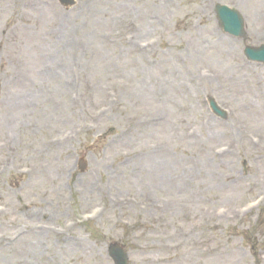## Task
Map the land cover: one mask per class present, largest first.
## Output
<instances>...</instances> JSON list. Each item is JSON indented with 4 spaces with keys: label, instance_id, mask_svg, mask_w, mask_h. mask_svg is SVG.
Segmentation results:
<instances>
[{
    "label": "rangeland",
    "instance_id": "rangeland-1",
    "mask_svg": "<svg viewBox=\"0 0 264 264\" xmlns=\"http://www.w3.org/2000/svg\"><path fill=\"white\" fill-rule=\"evenodd\" d=\"M75 1L77 5L74 8L67 10L58 7L64 16H69L72 20L70 24L74 31L68 34L67 39L78 43L82 48L78 50L77 48L66 47L67 42L63 31L58 34L62 37L63 42L59 44L60 46H56L53 36L56 31L60 30L59 26L63 22L58 20L54 10L42 9L37 14L40 21L31 35V40L28 39L23 48L15 53L16 56L22 51H27L26 54L21 53V55L24 56L23 58L29 59L28 62L25 63L18 58L15 61L16 57H10L9 61H5L6 65L11 66L12 72L16 70L19 74L17 92L14 90H10V92L18 94V98L21 97V100L27 98V104L37 100L33 106L37 108H32L29 114L25 116L33 126H36L35 122L38 120L40 124L46 127L53 125L64 129L73 125L82 124L85 127H90L91 124H94L100 126L101 129L96 133L85 132L81 136L80 142L66 147L61 156L63 158L55 171H51L52 173L45 176L41 181L35 180L25 191L10 192L12 175L8 174L9 172L3 173L0 176V196L16 195L15 205L18 207H23L29 203L30 208L19 211L17 215L23 220L25 216L29 218L26 222L21 223L26 229L31 224L62 225L68 220L77 219L78 214L91 204V202L85 201L88 198V191L92 188H96L97 191H101L103 188L106 191L107 187L110 188V184L114 183L111 190L117 192L118 196L128 193L131 187H128L127 184L130 182L133 187V182L125 174L127 167L130 165L128 168L133 169L138 162L141 168L145 169L146 163L150 161L148 145L156 144L161 147V156L165 158L169 166L177 167V170L179 167L189 169L191 185L183 193H179L176 187L173 191L158 188L157 192H154L155 195L158 193L160 197L166 200H175L179 207L173 216L167 215L162 218L163 222L156 229V232H146L142 235L144 243L140 242V245L148 248V256L153 257V259H160V264H252V260L247 256V251L242 247L240 237L231 234V232L228 236L226 235V231L238 223V220L234 221L236 218L233 222L225 219L220 228L214 230L216 235L212 234L207 226L209 223L217 226L220 219L215 215L219 209L233 212L253 198L257 191L254 189L255 184L264 183V155L262 154L264 151V109L256 99L259 95L261 96V93L264 95V71L239 68L244 44L224 36L223 33L220 34L224 37L213 35L212 32L215 30L214 17L212 9H207L205 6L206 0L197 2H189L188 0ZM222 2L238 6V10L246 18L248 25L247 44L250 46L263 45L264 0H222ZM152 3L162 6V9L155 11L157 16L162 19V24L166 25L164 28L157 26L156 30L153 31V33L163 37V44L155 56L154 61L156 63L152 71L159 77L163 75V78L171 79L169 96L166 92L163 99L154 97V88H151V100L135 105L125 94V97H122V94L125 93L124 90H116L120 101L117 105H113L112 115L98 118L96 117L100 114L98 106L107 100L106 93L99 86H106L108 78L111 75L112 77L115 76L109 71V63L110 61L116 62L119 57L117 52L111 55H108V50L103 52L104 45H108L106 42L112 36L110 32H116L122 28L120 31L124 34L123 24L127 15L130 14L140 19L130 18L134 24H139L142 21L139 11H143ZM86 4L94 8L92 11L94 18L90 22H85L84 19L88 10ZM45 13L44 20L43 14ZM196 21L202 23V30L197 31L192 26L191 23ZM113 27L116 28L112 29ZM44 33L51 37L42 36ZM216 37L229 41L234 46L231 45V49L225 48L221 44L224 43V40H221V43L216 46L215 41H212V38ZM91 42H94L95 45L90 52L87 50L88 48L84 47L85 44ZM110 47L118 51L115 46ZM60 48H63L62 55L57 54L56 56V49ZM194 50L199 51V53L196 55L197 57L191 58L189 53ZM72 53H79L84 81L91 83L90 85L94 86V90L90 91L88 84L85 85L84 82L86 94L75 107L72 105L74 102L71 100V91H69L65 101L67 102L66 108L70 111L66 113L75 112L76 115H69L70 125H66L50 111L56 112L54 109L56 99L53 97L55 87L58 85L57 71L62 68L66 70L67 74H70L72 66H70L69 61H71L70 54ZM61 58H63L62 62L56 65V61ZM66 58L68 59L66 60ZM140 68L141 65L136 67L134 63L128 68L124 62L121 66L127 77L134 78L133 82L137 81ZM202 68L216 71L218 79L210 83V90L218 94L224 104L234 107L237 111L235 118H231L226 124L211 121L209 127H203L202 121L204 119L202 118L204 114L199 119L192 120L188 116L189 112H186V109H190L189 106H194V103L186 101L185 95L186 97L188 95L185 92H183L185 95L182 93L183 88L188 87L189 84L194 90L196 102L201 106L191 77ZM5 73L0 71V76ZM141 73L144 74V68ZM118 74L121 75V73ZM98 88L103 92V98L99 94L93 95ZM133 88L136 87L133 86ZM0 91L7 93L5 89ZM166 105L172 108L170 109ZM162 108H165L166 111ZM160 112L168 118L166 123L157 125L160 128H143V132H149L148 134L151 136L148 137L146 134L144 135L147 136L146 138L140 137L135 140L131 147L129 145L126 148L122 145L120 148L111 147L108 149V145H103L102 142L99 143L95 140L109 130V127H113L117 133H120L123 127L130 125V118L136 119L139 115H143V118L146 119L145 127H151L150 125H155L153 115H158ZM6 113L7 110L0 106V118ZM25 117H21V120H25ZM48 122L49 124H47ZM214 123L223 130L224 134L214 142L216 144L207 141L205 143L204 137L211 131ZM4 127V123L0 120V142L4 141L6 133ZM103 128L107 130L102 131ZM183 129H191L200 134L201 137L190 141L182 134ZM135 132H141V130L136 128ZM247 135L254 136L253 141ZM31 136L30 146L23 145L20 148V155L15 153L16 150L13 152L17 154V163L22 166L29 164L32 166L33 162L38 161L42 146L51 134L45 135L44 132L34 131ZM241 136H245L247 139L244 145H239L237 142ZM90 139L91 141H89ZM23 140L27 141V138L24 136ZM92 140L94 146H92ZM227 140L230 141L229 150L233 151L232 146H234L236 151L226 157V160H212L210 165L194 167L193 169L191 165L193 160H200V163L203 161L201 154L203 150L211 151ZM88 145L94 148L90 149ZM257 145L259 146L257 147ZM86 154L89 157V166H87L85 173H81L79 155L86 157ZM126 154H130L131 157H125ZM0 155L4 159L6 153L3 152ZM143 155H147L146 158L140 159ZM163 157L156 160H163ZM247 161L249 165L252 164L256 168L255 172L251 165L248 167V171L243 172L244 164L242 162ZM125 162L127 164L123 165ZM65 170L67 172L62 174ZM175 170L163 173L166 181L170 180L169 176L175 174L177 171ZM146 172L150 173V168L142 171L143 176L148 177ZM118 177L124 179L120 185L119 183L116 184ZM15 181L17 180L15 179ZM151 182L153 183L152 180ZM148 183H150L149 178ZM148 183L146 186L152 192ZM138 186L142 187L143 185L138 183L136 188L132 189L136 193L138 201L144 205L142 208H146L148 202L139 192L140 188L137 189ZM109 188L106 191L107 194L112 193ZM252 189L254 191L251 196L249 191ZM187 192L188 196L190 193V201L187 197L186 210L187 215L191 213V216L184 222L182 217L185 207H180V200L186 196ZM154 194L152 192L149 195V200L157 199L158 195L155 196ZM94 198L93 202L100 199L98 196ZM4 201L0 198V203ZM24 211L26 213H23ZM153 214L162 217L161 212H153ZM112 215H105L99 223L90 228L81 226L71 233L80 240L79 244L84 246L81 249H74L64 241L65 239L71 240L69 235L60 238L46 235L43 237V244L39 242L36 243L37 245H30L32 246L30 247L20 243L19 247H29L24 255H16L13 250L0 248V264H109L106 252L107 246L111 242L110 238H122L123 234L128 233V230L121 229L122 220L135 221V219L126 218L122 210L118 208L114 212L116 220L108 223ZM254 221L256 222L255 219ZM184 226L187 236L179 233V228ZM254 233L259 236L260 244L264 247V222L260 226L257 225L256 230L254 228L252 234ZM127 237L125 236L122 242H125L132 250V263L135 264L134 261H136V264H148L146 256L140 255L141 252H133L137 248L136 243H128ZM132 237L135 238V236Z\"/></svg>",
    "mask_w": 264,
    "mask_h": 264
},
{
    "label": "bare ground",
    "instance_id": "bare-ground-1",
    "mask_svg": "<svg viewBox=\"0 0 264 264\" xmlns=\"http://www.w3.org/2000/svg\"><path fill=\"white\" fill-rule=\"evenodd\" d=\"M90 47H93V45L92 44H90ZM58 89L60 90V87L58 86ZM21 105H22V102H19V107H21ZM26 108V107H25ZM50 128H52V127H50ZM54 128V127H53ZM52 128V129H53ZM46 131V130H45ZM215 134H217L216 132L215 133H213V135H215ZM157 164H155V167L159 170V171H164V170H166L167 168H169V165H167L165 162H156ZM153 164V163H152ZM151 164V165H152ZM41 176H44V175H41ZM151 177H153V176H151ZM156 180H157V185L159 186V187H165V188H169V189H174L175 187V184L174 185H171V184H168L167 183V181H166V178L165 177H163V176H161V175H158L157 176V178L156 177H154ZM180 190L182 191V193L185 191V188H183V187H180ZM91 194H92V192H91Z\"/></svg>",
    "mask_w": 264,
    "mask_h": 264
}]
</instances>
